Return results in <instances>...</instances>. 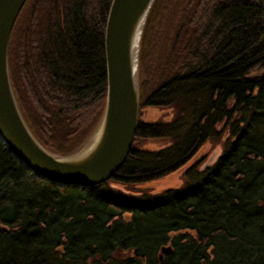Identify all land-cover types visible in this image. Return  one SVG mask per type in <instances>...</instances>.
I'll return each mask as SVG.
<instances>
[{
	"label": "trees",
	"instance_id": "obj_1",
	"mask_svg": "<svg viewBox=\"0 0 264 264\" xmlns=\"http://www.w3.org/2000/svg\"><path fill=\"white\" fill-rule=\"evenodd\" d=\"M112 2L27 0L11 33L18 107L56 156L78 152L103 116ZM263 10L260 0L155 1L136 137L104 183L52 185L0 140V264H264ZM153 38L160 51L150 64ZM149 108L173 115L145 121ZM154 139L169 143L146 148ZM208 144L216 161L190 166L182 187L130 192L180 171Z\"/></svg>",
	"mask_w": 264,
	"mask_h": 264
},
{
	"label": "water",
	"instance_id": "obj_2",
	"mask_svg": "<svg viewBox=\"0 0 264 264\" xmlns=\"http://www.w3.org/2000/svg\"><path fill=\"white\" fill-rule=\"evenodd\" d=\"M155 1L113 0L104 39L107 96L103 116L78 152L56 156L34 137L11 86L9 43L27 0H0V140L14 159L39 179L63 188L82 189L110 180L125 164L139 121L141 42ZM260 2L264 9V0ZM142 20L135 46L136 27ZM98 132L99 140L85 152Z\"/></svg>",
	"mask_w": 264,
	"mask_h": 264
},
{
	"label": "rangeland",
	"instance_id": "obj_3",
	"mask_svg": "<svg viewBox=\"0 0 264 264\" xmlns=\"http://www.w3.org/2000/svg\"><path fill=\"white\" fill-rule=\"evenodd\" d=\"M155 15L156 14H153V16L151 17V20L149 22V25L147 26L148 28H147L146 36H145V39H144V42H143L144 51H146V49H147V47H148V45L150 43V40L152 38L154 29H155V24H156V22H155L156 16ZM161 25H162V22H160V26ZM163 30H164V28H163ZM158 42H159V45L161 44L160 46L163 45L162 47H164L166 45V34H164L162 39L160 41H158ZM151 43H152V45L150 44L151 45L150 48H151V52H152L151 53L152 57L149 58L150 60L147 59V61H150V64L152 63L154 57H156V58L158 57L159 51H160V50L156 49V47L158 46V43H157L156 39L153 38ZM156 43H157V45H156ZM156 52H158V53L156 54ZM139 77H140V74H139ZM142 91H143V93H145V90L142 89ZM171 114L173 115L172 111L169 110V109L149 108V109H146V111L143 112V115H144L143 118H144L145 121H150L151 122V121H154V120L157 121L158 119L159 120L160 119H169V118L172 117ZM147 143H148V145H145L146 148H148L150 150L151 149L156 150V149L163 148V147L167 146L169 141L166 140V139H161V140L160 139H157V140L154 139L153 141H149ZM221 146H222V142L219 143V147H221ZM209 149H210V144L206 145V147L203 149L202 153L200 154V157L204 156L206 158L208 156L207 152L209 151ZM219 151H220L219 149H216V152H214V153L211 152L209 154V156H208L207 161L204 163L203 166H206L207 162L211 163V162L216 161L215 159L217 158V154L219 153ZM184 170H185V168L180 170V171H178V172H176V173H174V174H172V175H170V176H168V177H165L163 179H158V180L146 183V184L142 185L141 188H149V189H151L153 191H162V190L169 189V188H173L174 189V187H178L179 185H181L180 176H182V173H183ZM118 187L123 188V186H118Z\"/></svg>",
	"mask_w": 264,
	"mask_h": 264
},
{
	"label": "flooded vegetation",
	"instance_id": "obj_4",
	"mask_svg": "<svg viewBox=\"0 0 264 264\" xmlns=\"http://www.w3.org/2000/svg\"><path fill=\"white\" fill-rule=\"evenodd\" d=\"M202 151H203V149L202 150H200V152L196 155V157L193 159V160H191L184 168H185V170L184 171H186L190 166H192V165H194L195 163H197V162H199L198 160H204L205 159V157L203 156V157H200V154L202 153ZM210 164V162H207L206 163V166H208ZM206 166H202L201 167V169H204ZM184 168H182V169H184ZM181 169V170H182ZM183 171V173H182V176H180V179H181V181H180V183H181V185H179L178 187H174V189H177V188H180V187H182L183 185H184V181H185V178H184V174H185V172ZM178 172V171H177ZM165 178V177H164ZM162 179V178H161ZM155 181V180H154ZM150 182H152V181H150ZM147 183H149V182H147ZM146 184V183H145ZM142 185H144V184H142ZM142 185H137V186H134V189H132V191H130L132 194H135L136 196H138V195H140L141 194V192H143V191H146V192H148V194H150V195H155V194H159V193H161V192H165V191H168V190H172L173 188H169V189H165V190H162V191H153V190H151V189H149V188H141V186ZM126 186H123V188H125ZM173 189V190H174ZM171 245V244H170ZM170 245H168V246H165V247H163V249H162V253L160 254V256H158L159 257V259H160V261H162L163 259H164V255L165 254H167V253H169V252H171L174 248H173V246H170ZM164 249H166V250H168V252H166V253H164L163 252V250ZM122 255H124V254H122Z\"/></svg>",
	"mask_w": 264,
	"mask_h": 264
},
{
	"label": "bare ground",
	"instance_id": "obj_5",
	"mask_svg": "<svg viewBox=\"0 0 264 264\" xmlns=\"http://www.w3.org/2000/svg\"><path fill=\"white\" fill-rule=\"evenodd\" d=\"M143 22L144 21L142 20L140 22V24L138 25V27H136L137 29H136L135 38H134L135 46H137V44H138L137 42L139 41V37L141 35V30H142ZM136 51H137V49H135V56H136ZM99 133L100 132L96 133V135L94 136V138L92 139V141L90 142V144H88V148H86L85 152L88 151L92 146H94L96 144V142L99 140V137H100V134Z\"/></svg>",
	"mask_w": 264,
	"mask_h": 264
}]
</instances>
